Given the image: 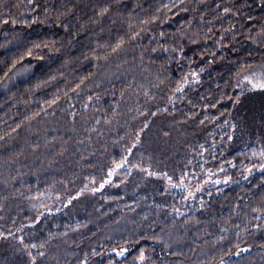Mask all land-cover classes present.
Segmentation results:
<instances>
[{"label":"trees","instance_id":"16d2710c","mask_svg":"<svg viewBox=\"0 0 264 264\" xmlns=\"http://www.w3.org/2000/svg\"><path fill=\"white\" fill-rule=\"evenodd\" d=\"M260 75L264 0H0V264H264Z\"/></svg>","mask_w":264,"mask_h":264},{"label":"rangeland","instance_id":"374dc122","mask_svg":"<svg viewBox=\"0 0 264 264\" xmlns=\"http://www.w3.org/2000/svg\"><path fill=\"white\" fill-rule=\"evenodd\" d=\"M233 112L230 150L254 147L264 155V75L244 79Z\"/></svg>","mask_w":264,"mask_h":264}]
</instances>
